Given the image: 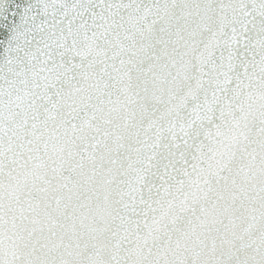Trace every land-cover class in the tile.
I'll return each mask as SVG.
<instances>
[{
	"label": "snow or ice",
	"instance_id": "obj_1",
	"mask_svg": "<svg viewBox=\"0 0 264 264\" xmlns=\"http://www.w3.org/2000/svg\"><path fill=\"white\" fill-rule=\"evenodd\" d=\"M0 264H264V0H0Z\"/></svg>",
	"mask_w": 264,
	"mask_h": 264
}]
</instances>
